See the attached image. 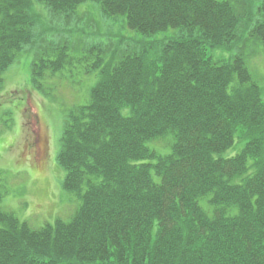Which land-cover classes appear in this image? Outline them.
Masks as SVG:
<instances>
[{"label":"trees","instance_id":"16d2710c","mask_svg":"<svg viewBox=\"0 0 264 264\" xmlns=\"http://www.w3.org/2000/svg\"><path fill=\"white\" fill-rule=\"evenodd\" d=\"M86 1L146 37L177 33L92 64L99 80L70 111L57 156L80 209L33 228L0 194V264H264L263 88L242 53L210 55L242 43L250 0H0V87L27 50L43 91L44 70L69 62L72 18ZM35 3L69 27L43 25ZM250 33L264 44V20ZM166 137L169 153L149 145ZM237 139L244 148L221 156Z\"/></svg>","mask_w":264,"mask_h":264},{"label":"rangeland","instance_id":"374dc122","mask_svg":"<svg viewBox=\"0 0 264 264\" xmlns=\"http://www.w3.org/2000/svg\"><path fill=\"white\" fill-rule=\"evenodd\" d=\"M35 4L43 25L69 27L64 23V16L54 18L47 6ZM249 4L253 13V29L258 21L264 20V0H250ZM72 19L70 27L77 32L68 41L69 62L56 73L51 69L44 70L43 91L31 82L35 55L34 51L27 50L20 52L16 61L3 73L4 83L0 87L1 206L33 228L54 224L58 219L70 221L82 204L76 193L63 188L66 173L57 163V156L70 111L89 102L90 91L99 80L100 72L92 70V64L99 56L106 61L112 60V63L118 62L130 50L137 49L134 43L131 44L133 41L150 44L167 40L177 33L170 30L146 37L129 29L125 16L112 18L104 15L101 5L94 1L80 4ZM252 29L232 50L215 51L210 55L215 59L229 60L242 53L253 80L264 93V44L251 35ZM53 40L57 42L59 38L53 37ZM95 44L107 47V52H91ZM44 56L56 58L53 53ZM170 142L171 139L166 137L149 145L161 153H169ZM245 144V139H237L236 144L221 156H235ZM202 204L205 206L204 202Z\"/></svg>","mask_w":264,"mask_h":264},{"label":"flooded vegetation","instance_id":"af4514ba","mask_svg":"<svg viewBox=\"0 0 264 264\" xmlns=\"http://www.w3.org/2000/svg\"><path fill=\"white\" fill-rule=\"evenodd\" d=\"M39 143H40V140L38 139V140H37V144H39Z\"/></svg>","mask_w":264,"mask_h":264}]
</instances>
